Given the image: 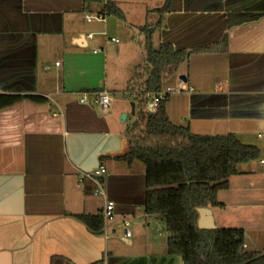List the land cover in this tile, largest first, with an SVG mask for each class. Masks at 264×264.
Returning <instances> with one entry per match:
<instances>
[{
    "label": "crops",
    "instance_id": "obj_1",
    "mask_svg": "<svg viewBox=\"0 0 264 264\" xmlns=\"http://www.w3.org/2000/svg\"><path fill=\"white\" fill-rule=\"evenodd\" d=\"M108 1L118 4L0 0V93L45 99L0 109V264H180L166 255L164 223L144 212V164L114 159L126 152V131L137 118L129 86L145 55L144 37L132 32L142 27L137 21L120 19V27L99 14ZM176 5L163 16L157 44L192 51L179 66L191 90L174 93L181 121L169 119V98L166 114L192 134L232 133L258 148L259 158L239 164L228 188L217 193L222 206L209 207L218 228L243 230L246 251H263L264 0ZM90 13L100 20L88 22L84 15ZM236 14L260 17L234 24ZM211 47L215 51H204ZM96 90L112 95L107 112L78 102L81 92ZM98 167L106 170L104 195L93 194L90 180L79 181L82 172ZM107 201L114 204V217L105 238L76 215L101 213ZM132 234V251H122L119 241L131 245Z\"/></svg>",
    "mask_w": 264,
    "mask_h": 264
},
{
    "label": "trees",
    "instance_id": "obj_2",
    "mask_svg": "<svg viewBox=\"0 0 264 264\" xmlns=\"http://www.w3.org/2000/svg\"><path fill=\"white\" fill-rule=\"evenodd\" d=\"M174 1L177 4L175 10L178 9L179 0H166L155 9L158 21L140 28L144 33L145 64L142 73H136L129 86L137 118L126 131V152L114 159L128 164L138 160L144 164L143 209L164 223L168 233L167 257L179 258L180 264H264V250L248 252L243 248L242 229H200L197 226V208L222 206L217 200V193L228 188V179L239 173V164L259 158L258 148L241 143L232 133L196 135L186 127L172 124L165 110L167 100L152 110L147 108L152 96L164 87L165 80L187 61L192 52L174 49L169 43L157 46L152 43V35L161 26L163 16L174 11ZM99 14L121 17L122 13L113 2L108 1ZM234 16L237 18L234 24L260 17L252 14ZM225 40L222 37L219 43ZM204 51H215V48ZM136 91L139 94L134 95ZM22 99L45 100L38 95L0 93V109ZM76 217L91 233H102L104 221L101 213L79 214Z\"/></svg>",
    "mask_w": 264,
    "mask_h": 264
},
{
    "label": "rangeland",
    "instance_id": "obj_3",
    "mask_svg": "<svg viewBox=\"0 0 264 264\" xmlns=\"http://www.w3.org/2000/svg\"><path fill=\"white\" fill-rule=\"evenodd\" d=\"M118 4L117 7L120 8L121 12V17L115 16V15H108L107 20H109V22L115 21V23H117L120 26V23L118 20H123L125 19V22L127 24H129V21H137V22H133V23H137L140 26H144V25H154L155 21L157 20V14L153 11L154 8H156L157 6L162 4L163 0H117ZM117 20V21H116ZM131 25V24H130ZM134 26V25H132ZM121 27V26H120ZM141 28V27H140ZM140 28L138 27H133L132 32H134V36L137 39H141L142 37H144V33H142V31L140 30ZM158 28L154 31L153 35H152V43L154 46H157V40H158ZM182 68L184 69V67H179L178 70H176V72L172 73L164 82V87H171V88H176L177 86V82L179 80V75H181V70ZM143 66H139L138 67V71H140L139 73L141 74L143 71ZM194 90L195 88L193 86H191ZM179 97V95L177 94H170V96L168 97V101L166 103L168 109H169V119L173 122V123H177L175 121H181L182 119L179 118V110H178V106L177 105V98ZM180 119V120H179ZM125 227L121 226L119 228L120 232H123ZM128 230L133 231L132 228V224L127 227ZM216 228H218V226L216 225ZM165 232V231H164ZM166 233V232H165ZM165 233L163 236H165ZM124 234V232H123ZM132 243L131 245H127L123 242L119 241V247L122 248V251L125 250L127 252H131L132 250H130V246L133 245L134 242V234H132Z\"/></svg>",
    "mask_w": 264,
    "mask_h": 264
},
{
    "label": "built area",
    "instance_id": "obj_4",
    "mask_svg": "<svg viewBox=\"0 0 264 264\" xmlns=\"http://www.w3.org/2000/svg\"><path fill=\"white\" fill-rule=\"evenodd\" d=\"M84 17L88 22L93 20V19L100 20L99 16H97L95 14H91V13L85 14ZM87 37L91 38L92 34H88ZM111 41L117 42L118 40L112 38ZM56 65H58V62L56 63ZM188 90H191V89H189L186 86L184 81L179 79L177 82L176 88L163 87L160 91L155 93L152 96L151 101L147 105V108H148V110H152L160 102L167 100L168 97L170 96V94L180 93V92L188 91ZM136 94H139V91L134 92V95H136ZM89 96H91V98H89ZM112 100H113L112 95L108 91L96 90L93 92H81L79 94L78 102L80 104H87V103L91 102L92 104L96 105L100 109L101 112H107L111 106ZM260 163L264 165V160H260ZM105 172H106V170L104 167H98V168H95L91 171L82 172L80 174L79 181L90 180L95 185V187L93 189V194L94 195H104V192L101 189L100 178L105 174ZM101 214H102L103 221H104L103 233H104L105 238H107V232L105 231V228H106V223L108 221L112 220L114 217V204H113V202L107 201L104 205V208H103ZM123 225L127 226L128 222L124 221ZM125 237L129 238L130 233L126 231ZM244 247H245V245L243 244V248Z\"/></svg>",
    "mask_w": 264,
    "mask_h": 264
},
{
    "label": "water",
    "instance_id": "obj_5",
    "mask_svg": "<svg viewBox=\"0 0 264 264\" xmlns=\"http://www.w3.org/2000/svg\"><path fill=\"white\" fill-rule=\"evenodd\" d=\"M179 79L182 81H186L185 76L180 75ZM134 103L131 104V114H134ZM126 118V114H122L121 120L124 121ZM102 181V177L100 178ZM198 218H197V226L200 229H215L216 225L214 223V218L210 207H200L197 208Z\"/></svg>",
    "mask_w": 264,
    "mask_h": 264
}]
</instances>
